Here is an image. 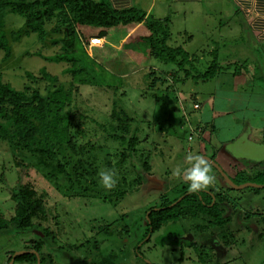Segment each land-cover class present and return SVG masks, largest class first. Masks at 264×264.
<instances>
[{"label": "rangeland", "instance_id": "1", "mask_svg": "<svg viewBox=\"0 0 264 264\" xmlns=\"http://www.w3.org/2000/svg\"><path fill=\"white\" fill-rule=\"evenodd\" d=\"M198 3L174 2L165 9L172 18L170 46L189 51L199 72L207 70L211 52L219 49L221 40L227 44L219 53L224 78L198 84L191 79L181 83L184 75L176 76L171 64L152 57L140 61L128 57L114 39L89 48L90 39L99 35L93 28L87 32L77 29L74 67L78 71H67L73 69L72 63L46 59L62 53L65 34L63 30L54 32L57 19L40 38L28 34L21 15H4V33L12 52L6 60L0 52L2 80L20 91L46 94L51 83L42 77L44 70L57 76L55 86L71 91L72 100L66 106L71 144L60 157L67 173L59 174L50 159L0 142L1 213L6 218L14 215L12 190L29 182L46 215L31 232L0 235V264L7 263L11 251L41 240L45 264H264V185L254 178L247 183L260 187L234 188L210 163L214 181L208 188L225 189L229 222L218 227L204 217H187L161 227L142 246L145 214L175 199L185 187L176 171L191 166L187 156L192 150L191 155L211 156L198 149L205 146L204 124H210L211 143L224 141L228 151L234 150L231 142L237 140V134L244 140L247 135L258 136L253 134L254 128L264 127V99L256 95L264 92V54L245 42L244 29L232 23L220 25V5L206 0ZM28 73L35 78L27 77ZM252 88L257 90L248 91ZM197 101L200 109H194ZM121 125H126L128 134ZM135 130L136 153L122 162L127 147L119 138L128 140ZM236 159L241 160L245 168L240 171L248 177H255L257 168L264 169L262 157ZM105 169L117 174L111 189L99 182L98 173ZM116 191L125 194L117 199L112 195Z\"/></svg>", "mask_w": 264, "mask_h": 264}, {"label": "trees", "instance_id": "2", "mask_svg": "<svg viewBox=\"0 0 264 264\" xmlns=\"http://www.w3.org/2000/svg\"><path fill=\"white\" fill-rule=\"evenodd\" d=\"M8 12L24 17L28 34L34 33L40 38L47 35L48 24L57 19L58 27L54 32L63 30L65 34L61 41L62 53L46 59L51 62L72 63L73 69L67 71H78L74 66L77 61L75 44L79 27L110 29L129 24H143L146 27L150 35L139 37L138 40L149 45L152 58L173 65L176 76L183 74L185 78L179 79L181 83L186 79H191L195 84L209 82L223 70L219 65L216 50L211 52L213 58L207 70L199 72L183 47L169 46L168 41L171 38L169 17L156 19L136 8L116 11L107 0H0V52H4V60L9 59L12 52L10 42L4 33V15ZM97 36L104 38L106 31L99 32ZM41 73L42 77L51 83V88L46 94L38 90H33L32 93L17 90L5 83L0 75V142H8L29 154L50 159L59 174L67 173L66 164L60 157L65 155V149L71 144L70 113L66 110V106L72 100L71 91H66L63 85L55 86L57 76H52L44 70ZM27 77L35 78L32 73H28ZM121 126L128 134L126 125ZM119 140L121 145L127 147L122 151V162H125L130 154L136 153L137 130L130 139L120 137ZM144 166L148 169L146 163ZM216 171L219 174L217 169ZM245 174L246 172L240 171L235 178L230 179L236 185H242L256 178L264 185V169L257 168L255 177L252 175L248 177V173L247 176ZM219 176L221 177V174ZM183 182L185 187L175 199L166 200L145 214L146 233L141 241L142 246L150 242L153 234L160 231L161 227L176 224L187 217H204L203 219H208L210 225L218 227L229 222L230 216H227L226 207L229 198L225 196V189L216 192L215 189L206 188L192 192L189 190L188 182L184 179ZM124 194V191H116L112 195L120 199ZM11 200L15 202L14 215L6 218L0 211V235L31 232L36 225L40 226L46 219L43 203L29 182L19 184L13 189ZM142 246L136 251L138 256H141ZM95 247L97 248V243ZM42 250V240L33 241L32 246L11 251L6 264H11L10 261L18 252L20 253L15 256L13 264L38 262L45 264Z\"/></svg>", "mask_w": 264, "mask_h": 264}, {"label": "crops", "instance_id": "3", "mask_svg": "<svg viewBox=\"0 0 264 264\" xmlns=\"http://www.w3.org/2000/svg\"><path fill=\"white\" fill-rule=\"evenodd\" d=\"M94 1H99V0H94ZM107 1L109 2L112 8L116 9V11L136 8L144 11L148 16L151 15L156 19H164L166 17L170 18L169 15L166 16L165 14V12H167V10L165 9H167L169 4H173L174 2L178 5L179 4L182 5L185 3L197 4L199 1L202 0H107ZM206 2L213 5H220L221 15H219V18L222 22L220 25H224L226 23L228 24L232 23L236 26H239L241 30L244 29L245 32H247V36H248V40L245 39L247 40L245 42H250L251 44L256 46V49L254 48V50H258L259 52L264 54V0H206ZM186 18L187 17H185V19ZM171 27H172V18H170V28ZM79 28L86 29V32L87 29L90 28H93V32L106 31V36L104 37V40L114 39L112 41L116 42L118 44L117 45L118 48L124 50V52L128 54V57H132L133 59L136 58V60L139 61L142 58L151 57L149 56L150 55L149 45L143 41L141 42V40H138L139 37H146L150 35V32L146 29V27L143 24L119 25L117 27H113L110 29L94 28V27H79ZM172 38L173 36L171 33V38L168 41L169 46H170L169 42L172 40ZM188 38L190 40L191 36ZM221 42H222L221 46L223 47V49H225L227 44H225L224 40H221ZM220 47L218 50L216 49L218 53V60H221L219 55L221 51ZM251 50L252 49H250V51ZM187 52L189 53L191 59L194 61V57L191 56L189 51ZM142 53L144 54V56L140 55ZM201 57L202 56H200V58ZM201 59L204 58L202 57ZM172 70L174 71L175 68H173ZM218 78H224V74L222 72H219L214 80ZM225 78H227L226 74H225ZM256 90H257L256 88H252L248 91L255 92ZM258 94H260L259 96L262 99H264L263 91H257L256 95ZM227 115H229V113ZM209 129H210V124L207 123L204 124V126L201 128L203 134L200 135L203 137L202 141L204 142L205 146L204 147L203 145L201 147L198 146V149H200V151H205L209 153L211 152V156L209 155L208 156L211 157L213 160L214 158L212 156H214L217 159L216 161L215 160L214 161L217 162L218 165H220V167L223 169V171L226 172V174L231 178H235L237 174L240 172V170L245 168V166L242 165L241 160L236 158H242V159L254 158L253 156L242 154L241 152L236 151L239 148L238 146L250 144V143L264 145V127L254 128L253 134L257 133L258 136L256 134L255 136L247 135V137H245L244 140L243 137L241 138V136L237 134L236 135L237 140L233 139L231 142V145L234 146V150L231 149V151H228V149L225 148V142L220 141L219 139L217 140V142H215V144H212L211 143L212 133L211 134L209 133ZM211 130L212 132L214 131L213 125H211ZM194 151L197 150L194 149ZM191 154H193V150L191 151ZM199 155L202 156L206 154L200 153ZM234 166H236L237 169H235ZM220 182L223 181L220 180Z\"/></svg>", "mask_w": 264, "mask_h": 264}, {"label": "clouds", "instance_id": "4", "mask_svg": "<svg viewBox=\"0 0 264 264\" xmlns=\"http://www.w3.org/2000/svg\"><path fill=\"white\" fill-rule=\"evenodd\" d=\"M187 160L191 166L184 170H177L176 175L182 176L188 182L189 190L198 192L208 188L214 181V176L210 174V164L201 155H188ZM99 182L106 189L113 188L117 183V174L112 169H105L98 173Z\"/></svg>", "mask_w": 264, "mask_h": 264}, {"label": "water", "instance_id": "5", "mask_svg": "<svg viewBox=\"0 0 264 264\" xmlns=\"http://www.w3.org/2000/svg\"><path fill=\"white\" fill-rule=\"evenodd\" d=\"M239 148L236 150L238 152H241L242 154H246V155H250L253 157H262L264 158V145H258V144H245V145H239ZM210 164L211 166H214L219 173L221 174V176L223 177V179L232 187L237 188V189H242L245 188L247 186H255V187H260L259 185L256 184H252V183H245L242 185H236L231 179L230 177L223 171V169L220 167V165H218L216 162H214L210 157H206L203 156ZM20 252L16 253L13 257V260L10 261L11 264H13L14 258L17 254H19ZM39 264V262H38Z\"/></svg>", "mask_w": 264, "mask_h": 264}, {"label": "built area", "instance_id": "6", "mask_svg": "<svg viewBox=\"0 0 264 264\" xmlns=\"http://www.w3.org/2000/svg\"><path fill=\"white\" fill-rule=\"evenodd\" d=\"M103 42H104V38H101V37H98V36H96V37H92L91 39H90V41H89V48L91 47V48H93V47H98V46H101V44H103ZM194 108L195 109H199L200 107H199V104H194ZM192 136H190V140H192Z\"/></svg>", "mask_w": 264, "mask_h": 264}, {"label": "flooded vegetation", "instance_id": "7", "mask_svg": "<svg viewBox=\"0 0 264 264\" xmlns=\"http://www.w3.org/2000/svg\"><path fill=\"white\" fill-rule=\"evenodd\" d=\"M203 156V155H202ZM211 158V157H210ZM207 191V190H206Z\"/></svg>", "mask_w": 264, "mask_h": 264}]
</instances>
